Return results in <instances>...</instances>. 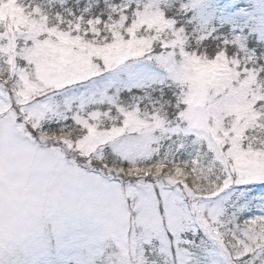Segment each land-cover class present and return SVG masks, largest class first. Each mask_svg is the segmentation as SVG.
I'll use <instances>...</instances> for the list:
<instances>
[{
  "label": "snow or ice",
  "instance_id": "6c2138e0",
  "mask_svg": "<svg viewBox=\"0 0 264 264\" xmlns=\"http://www.w3.org/2000/svg\"><path fill=\"white\" fill-rule=\"evenodd\" d=\"M0 264H264V0H0Z\"/></svg>",
  "mask_w": 264,
  "mask_h": 264
}]
</instances>
